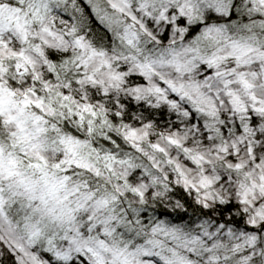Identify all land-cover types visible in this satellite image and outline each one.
Here are the masks:
<instances>
[{
  "label": "snow or ice",
  "instance_id": "1",
  "mask_svg": "<svg viewBox=\"0 0 264 264\" xmlns=\"http://www.w3.org/2000/svg\"><path fill=\"white\" fill-rule=\"evenodd\" d=\"M0 264H264V0H0Z\"/></svg>",
  "mask_w": 264,
  "mask_h": 264
},
{
  "label": "clouds",
  "instance_id": "2",
  "mask_svg": "<svg viewBox=\"0 0 264 264\" xmlns=\"http://www.w3.org/2000/svg\"><path fill=\"white\" fill-rule=\"evenodd\" d=\"M53 99H54V97H53ZM92 139L95 140L96 137L94 136V137H92ZM158 158H159V157H158ZM101 163H102V162H101ZM83 175H84V174H82V176H83ZM189 175H191V176L195 179V178L199 175V173L193 171V172L189 173ZM85 178H87L90 182H92L93 185H94L95 183H99V181H96V179H95L94 177L87 176V177H85ZM170 201H171V202H170ZM161 203H163V205H164L165 207H167L169 211H173V206L176 204V197H169V196H167V195H164V198H163V200L161 201ZM183 207H184V205H183V202L181 201V202H180V208L182 209Z\"/></svg>",
  "mask_w": 264,
  "mask_h": 264
}]
</instances>
